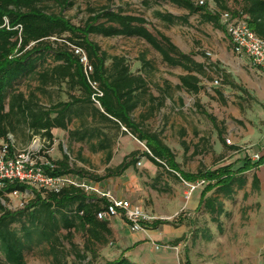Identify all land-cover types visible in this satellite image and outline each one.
<instances>
[{"label":"trees","instance_id":"obj_1","mask_svg":"<svg viewBox=\"0 0 264 264\" xmlns=\"http://www.w3.org/2000/svg\"><path fill=\"white\" fill-rule=\"evenodd\" d=\"M75 1L0 0V142L10 148L8 135L25 129L29 139L40 136L47 143L45 149H49L53 141L51 130L60 129L67 131L69 139L74 142L90 145L96 139L97 148L106 150V160L109 161L111 146L123 127L124 134L129 133L144 143L145 151L141 154L132 152L120 165L107 169L102 178L118 177L127 169L135 168L140 158L146 157L154 166L177 175L179 180L191 184L203 182L200 206H204L211 216L221 215L222 203L218 197L208 195L220 194L228 199L235 191L243 189L247 184L246 173L250 170L257 172L264 165V154L253 163L246 157L242 166L235 170L230 164L195 175L181 173L160 133L144 128V122L154 118L163 106V102L150 93L147 75L155 70L152 64L141 55L142 66L132 72L129 59L122 55L108 56L90 37L145 42L168 67L180 68L187 73L178 78L180 85L177 89L189 95H197L202 90L201 81L192 74L207 79L208 67L196 62L193 55L182 53L169 37L154 29L144 17L128 14L121 7L88 8V18L80 25L72 23L61 13H48L40 7L42 3L51 2L62 12L72 8ZM165 1L186 12V15L175 16L155 10L153 16L168 27L187 25L191 16L199 15L202 23L223 30L220 14L228 12L232 17L244 16L249 29L264 40V0H205L203 5H199L200 0ZM230 1L232 7L228 6ZM209 2L214 5L213 11ZM142 5L151 7L149 0ZM4 19L8 28L2 27ZM74 47L85 52L93 67L91 79L103 93L101 109L90 99L92 91L78 58L73 54ZM212 65L223 79L222 84L238 88L217 64ZM48 88H56L55 95ZM62 94L66 97L64 100ZM40 96L48 101L46 106ZM142 107H146L145 112L138 121H133L132 114ZM203 113L213 122L216 120L205 111ZM73 119L78 121L80 130H68ZM19 136L26 138L24 133ZM218 136L221 137V132ZM224 146L232 151L238 150L225 143ZM90 148L95 149L91 145ZM51 163L55 169L51 173L46 171L49 174H74L67 156ZM93 180L100 181L101 178ZM251 186L254 190L259 189L256 174ZM28 189L18 183H6L0 189V199L7 200L11 192ZM31 192L34 199L16 211L6 209L0 202V264H26L24 251L32 247L42 248L51 264H135L122 256L107 260L101 255L113 236L110 221H100L96 217L107 204L105 199L87 195L74 187L64 188L59 193L35 189ZM161 224L169 223L156 220L145 223L144 227L156 228ZM78 233L82 246L74 242ZM184 264H190L187 258Z\"/></svg>","mask_w":264,"mask_h":264},{"label":"rangeland","instance_id":"obj_2","mask_svg":"<svg viewBox=\"0 0 264 264\" xmlns=\"http://www.w3.org/2000/svg\"><path fill=\"white\" fill-rule=\"evenodd\" d=\"M144 1L76 0L72 8L62 12L51 2L42 3L40 7L48 13H61L76 25L82 24L88 18V8L121 7L128 14L144 17L154 29L165 33L183 52L191 53L193 50H199V53H204L201 57L204 58L205 63L207 59H210L207 53L211 55L223 45L222 31L210 23H202L199 15L191 16L187 25L177 24L168 27L153 16L155 10L175 15H185L186 12L165 0H149L151 7L145 8L142 5ZM90 39L97 43L108 56L124 55L131 61L144 55L155 69L149 77L150 90L155 95H159L158 85L162 84L166 75L173 82L176 80V74L169 71L170 68L161 61L159 54L141 40L104 39L97 36H91ZM206 67H208L206 71L208 83L205 79L202 80L203 92L199 97L177 91L182 96L180 109L177 112L169 109L165 112L163 110L144 124V128L152 133H160L161 140L170 149L173 156L172 161L183 174L195 175L198 172L230 165V163H234L232 169L235 170L241 167L242 159H244V154H236L224 146L225 140L229 139L226 131L230 127L239 132L240 127L245 126L240 125L239 121L233 118V114L237 117L238 115L233 109L235 105L232 103L231 94L222 86L223 79L216 73L213 65L208 64ZM215 80L218 81L217 85L214 84ZM219 91L223 94L225 104H222L220 100L212 101L211 97H217ZM173 92L176 91L172 89ZM203 111L215 117L216 120L213 122L204 115ZM165 113H167V120L164 118ZM177 121L180 126L176 127L175 122ZM219 132H221V137L218 136ZM115 141L113 165L101 164L98 156H92V158H87L89 163L83 165L90 171L83 175L90 180L100 178V175H105L107 169H113L121 162L123 154L128 155L136 148L145 151L144 143L136 142L132 138H117ZM225 145L232 146L226 143ZM85 154L87 151L83 152V155ZM69 155L75 161L77 159L76 148ZM141 160L145 166H142ZM139 161L140 164H136L134 172L135 175H139V185L135 189L140 190H135V199L130 202L142 207L143 211L151 217V222L167 221L172 228L183 229L184 235L179 240L180 248L178 251L175 250L180 264H184L186 258L190 264H262L264 184H260L258 190L252 188L251 181L253 175L256 174L255 170L246 173V186L235 191L230 198L226 199L220 194L208 195L218 197L223 208L221 215L211 216L204 206H199L196 210H187L193 195L197 193L198 197L195 198L197 201L205 184H199L189 200L185 201L184 195L188 193V188L177 175L165 168L161 169L152 165L146 157ZM73 169L80 170L75 165ZM263 173L264 171L261 172V177ZM31 190L32 188L29 187L28 191ZM33 199L34 196L29 195L21 201L25 206ZM19 200L20 198H7V200L0 199V202L6 209L16 211L22 209L17 205ZM74 242L82 246L83 241L79 233L75 234ZM24 259L26 264H51L50 258L42 253L40 247L26 249Z\"/></svg>","mask_w":264,"mask_h":264},{"label":"crops","instance_id":"obj_3","mask_svg":"<svg viewBox=\"0 0 264 264\" xmlns=\"http://www.w3.org/2000/svg\"><path fill=\"white\" fill-rule=\"evenodd\" d=\"M228 6L232 7L233 3L230 1L228 3ZM209 8L212 11L214 10L213 3L209 2ZM175 16H182V15H175ZM221 31H222V37L224 39L223 45H221L220 48L217 51L213 52L211 55L207 53L210 56V59H207L206 63L204 62V58L201 57L202 56L201 54L204 53H199V50H195V51L193 50V52L191 53H185L182 50H180L179 47H177V45L175 44L174 45L182 53L193 55L192 58L196 62L204 63L205 65L208 64L212 65V63L217 64L219 69H222L224 73L229 76V80L234 82L235 85H237L238 88H232L230 86L222 84L224 90L229 91V93L231 94L232 96L231 98L233 99L232 103L233 105H235L233 109L238 115V117L235 114H233V118L239 121L240 125L243 124L245 127H240L239 132L237 131V129L230 127L226 131V133L230 141L232 142V147L238 148V150L234 151V153L236 154L239 153L240 155L244 154V159L247 157L251 161V163H253L254 161L252 160V156L254 154H259L261 156L264 154V69L254 67L251 63V60L247 56L245 55L237 56L236 54H234L229 38L225 34L224 30ZM125 57L129 59L127 56ZM145 60L149 61L146 58ZM130 62H131L132 72H135L136 70L140 69V67L142 66L140 57L133 59ZM165 66L167 65L165 64ZM207 70L208 69L206 68V71ZM169 71L171 73L176 74V80L173 82L171 78L166 75L162 84L158 85L159 95H155L150 90V93L152 94L153 97L158 98L163 102V106L160 109V112H163V110L165 112V110L168 109L170 111L177 112L182 104V96L177 91L184 92V90L177 89V87L180 85L178 78L180 76H185L187 73L180 68H170ZM152 73H149L147 75L148 80ZM192 75L197 77L201 81L200 83L201 86H204L202 80L205 78L197 74H192ZM205 82L208 83L206 79ZM32 86L34 87L35 84H33ZM171 88L174 89L176 92L172 93ZM48 90L53 92L55 95L57 89L48 88ZM202 92H203V87L202 90L197 95H192V96L199 97ZM40 98L42 104L46 106L48 101L42 98L41 96ZM62 98L63 100L66 98L64 94H62ZM211 98L212 101L218 102L220 100L222 102V100H224V102L226 103L223 94L221 92L220 95L217 94V97L213 96ZM145 109L146 107H142L136 110L131 116L132 120L138 121L139 116L145 112ZM164 118L165 120H167L168 118L167 113H165ZM147 121H145L144 124ZM171 123L172 122H170V124ZM175 124L176 127L180 126V123L178 121L175 122ZM168 126L171 125L168 124ZM243 128L245 129L243 130ZM76 129L80 130L79 123L77 120L73 119L68 126V130H76ZM124 131L126 130L123 127H121V132L119 133L118 139L132 138L136 142H139L131 134L129 133L124 134L125 133ZM20 133H24L26 135V138L25 136L20 137L19 136ZM51 134L53 136L52 145L49 147V149H45V145H47V143L45 142V139H43L42 137L33 136L32 138L29 139L27 137V135H29L27 130L25 129H23L22 131L16 130L15 134L8 135V139L10 140V149H9L10 156L14 154H18L23 151L34 150L37 152L35 158L38 164L39 163L43 164L45 162H50V163L59 162L65 156H67L68 165L71 168V170H73L74 172V174L72 173L69 174L76 176H78L76 173H80L81 175H83L84 173H88L90 171L88 167H85L83 165H87V163H89V159L87 158H92V156H98L101 160V164L104 163V165L105 164L113 165V159H115L114 147L116 143H114V145L111 146V158L109 161H107L106 150L104 151L97 148L96 139L90 142L91 147L94 146L95 148L93 149L94 151H92L90 145L88 144L71 141L69 139L67 131H63L60 129H52ZM0 144H2V142H0ZM74 148H76V158H77L75 161L72 160L69 155V153L72 150H74ZM140 150L141 149L136 148L133 152L137 151L139 154L143 153V151ZM84 151H87V154L90 155L87 154L83 155ZM128 155L123 154L122 160L118 165H120L123 159ZM244 159H242V164ZM148 162L151 163L150 161ZM138 163H140V161ZM141 164L142 166H145L142 160H141ZM230 164L233 165L234 163H230ZM74 165L80 168V170L75 171V169H73ZM134 170H135L134 168H129L122 175L118 177L102 178L104 176L100 175L101 176L100 181L90 180L85 175L82 179L89 182L90 184L99 187L101 190L110 191L117 199L131 201L135 199V195H136L135 190L138 191L140 190L139 188L135 189L136 186L139 185V175H135ZM263 171H264V165L261 166L259 170L256 172V175L261 185L264 184V173L262 177L260 175L261 172ZM196 196L197 193L194 194L193 197L191 198L190 200L191 202L189 203L187 210H191V209L196 210L199 208L200 195L197 201H195ZM110 228L113 233L112 240L109 243V245L106 248H103L101 251V255L105 259L114 260L122 256L126 258L128 261L135 264H180L178 255L175 253V250L178 251L180 248L179 240L184 235L183 229L181 228L174 229L171 226H169V224H161L158 225L156 228H149L141 232L132 233L129 229L128 223L121 217H116L115 219L110 220Z\"/></svg>","mask_w":264,"mask_h":264},{"label":"built area","instance_id":"obj_4","mask_svg":"<svg viewBox=\"0 0 264 264\" xmlns=\"http://www.w3.org/2000/svg\"><path fill=\"white\" fill-rule=\"evenodd\" d=\"M205 0H200L199 5H203ZM220 24L227 37L229 38L233 52L237 56L245 55L250 60L254 67L264 69V40L257 37L247 26L245 17H232L228 12L220 14ZM2 27L8 28L7 21L4 19ZM73 54L78 58V62L82 67L83 75L88 86L91 89V101L101 109L100 99L103 96L98 84L91 79L93 67L89 63L87 55L80 48H73ZM214 84H218L215 80ZM227 145H232L230 139H226ZM8 144L0 145V189L6 183H18L31 187L37 191L49 193H59L62 189L74 187L82 190L87 195H95L101 199H105L107 204L104 209L96 214L100 221L113 220L116 217L123 218L129 225L132 233L145 230L144 224L151 222L149 217L140 206L132 204L128 200L117 199L110 191L101 190L99 187L90 184L84 179L72 174L52 175L51 173L55 166L50 162L38 164L36 161L37 152L34 150L23 151L10 156ZM261 155L254 154L252 160L258 161ZM140 164V163H138ZM46 171H49L46 172ZM184 182V181H183ZM188 188V193L184 195L185 201H188L191 194L196 190L199 181L194 184L184 182ZM29 195H33L31 191H13L8 197L10 199H19L17 204L20 208L24 207V202L21 201Z\"/></svg>","mask_w":264,"mask_h":264}]
</instances>
